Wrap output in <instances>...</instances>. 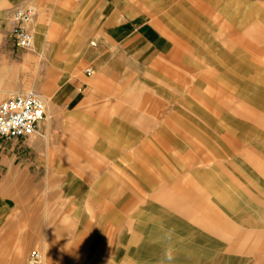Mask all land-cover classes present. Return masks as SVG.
<instances>
[{
    "label": "rangeland",
    "instance_id": "rangeland-1",
    "mask_svg": "<svg viewBox=\"0 0 264 264\" xmlns=\"http://www.w3.org/2000/svg\"><path fill=\"white\" fill-rule=\"evenodd\" d=\"M145 1L175 48L101 82L115 104L76 121L70 167L0 201V237H39L21 264H168L167 247L171 264H264V0Z\"/></svg>",
    "mask_w": 264,
    "mask_h": 264
},
{
    "label": "crops",
    "instance_id": "crops-1",
    "mask_svg": "<svg viewBox=\"0 0 264 264\" xmlns=\"http://www.w3.org/2000/svg\"><path fill=\"white\" fill-rule=\"evenodd\" d=\"M29 5L37 9L30 25L33 53L16 47L8 22L16 8ZM148 5L145 1L144 17L134 0H0V104L29 88L50 90L47 117L33 135L0 138V201L15 200L47 178L51 168L70 167L60 163L76 150L77 138L89 133L76 121L89 126L107 119L115 104L100 94L101 82L108 85L118 72L144 66L149 72L156 59L171 54L166 50L175 45L167 49L169 39L151 20ZM15 230L11 226L8 236L0 237V264H21L27 248L39 240L34 228ZM49 239L47 233V247Z\"/></svg>",
    "mask_w": 264,
    "mask_h": 264
},
{
    "label": "built area",
    "instance_id": "built-area-1",
    "mask_svg": "<svg viewBox=\"0 0 264 264\" xmlns=\"http://www.w3.org/2000/svg\"><path fill=\"white\" fill-rule=\"evenodd\" d=\"M37 14L36 7L29 5L16 8L9 18L10 35L20 50H30L34 47V34L30 24ZM88 74L93 70L88 68ZM49 101L40 93L29 90L13 94L0 104V138L20 139L33 135L39 123L46 119ZM41 253L31 252L29 264H40Z\"/></svg>",
    "mask_w": 264,
    "mask_h": 264
},
{
    "label": "clouds",
    "instance_id": "clouds-1",
    "mask_svg": "<svg viewBox=\"0 0 264 264\" xmlns=\"http://www.w3.org/2000/svg\"><path fill=\"white\" fill-rule=\"evenodd\" d=\"M171 231V230H170ZM164 258L168 262V264H171V262L174 259V250L171 247H167L164 252Z\"/></svg>",
    "mask_w": 264,
    "mask_h": 264
},
{
    "label": "bare ground",
    "instance_id": "bare-ground-1",
    "mask_svg": "<svg viewBox=\"0 0 264 264\" xmlns=\"http://www.w3.org/2000/svg\"><path fill=\"white\" fill-rule=\"evenodd\" d=\"M34 42H35V40H34Z\"/></svg>",
    "mask_w": 264,
    "mask_h": 264
}]
</instances>
